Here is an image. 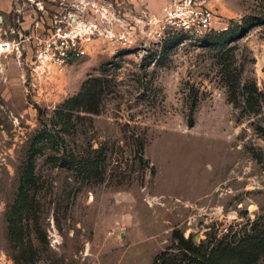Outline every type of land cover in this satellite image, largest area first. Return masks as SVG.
<instances>
[{"label":"rangeland","instance_id":"1","mask_svg":"<svg viewBox=\"0 0 264 264\" xmlns=\"http://www.w3.org/2000/svg\"><path fill=\"white\" fill-rule=\"evenodd\" d=\"M0 1L31 37L0 56V264H176L181 236L264 264V0H210L206 39L165 0ZM59 21L85 53L36 68Z\"/></svg>","mask_w":264,"mask_h":264},{"label":"built area","instance_id":"2","mask_svg":"<svg viewBox=\"0 0 264 264\" xmlns=\"http://www.w3.org/2000/svg\"><path fill=\"white\" fill-rule=\"evenodd\" d=\"M163 14L166 22V31H173L172 35H191L202 39L212 30L215 16L209 7L210 0H165ZM63 0H60V5ZM42 10V7L39 8ZM65 19V17L63 16ZM70 20V19H69ZM38 24V23H37ZM71 24L65 21L55 23L52 31L43 43H38L35 55L36 68L45 71L48 65L63 66L71 58L84 55L85 51L80 46L81 40L77 35H71L65 28ZM7 31L0 29V56L14 55L21 58L22 51L27 47L30 36L25 33L23 37L16 39L13 35H20L15 25H9ZM89 41V37L85 38ZM24 44V45H23Z\"/></svg>","mask_w":264,"mask_h":264},{"label":"trees","instance_id":"3","mask_svg":"<svg viewBox=\"0 0 264 264\" xmlns=\"http://www.w3.org/2000/svg\"><path fill=\"white\" fill-rule=\"evenodd\" d=\"M206 38L207 37H205V39ZM105 82L107 81L102 82V80L98 78L90 79L84 82L82 86V92L78 96L79 105L82 108L83 112L92 115H98L100 113V97L103 94L104 89L106 88V85L104 84ZM248 101L249 98L247 99V102ZM24 200L26 201V199ZM178 242L179 246L182 249L184 258H186L187 261L179 260L177 258V261L179 262L176 264H237V261L235 260L236 258L232 254L234 248H227L228 252L227 254H225V256L215 257L212 252L207 253V251H205L204 253H200L199 248L195 247L189 239H183L182 236L178 238ZM24 252H26L25 249ZM167 260L168 259H165L163 263L165 264L166 262V264H169Z\"/></svg>","mask_w":264,"mask_h":264},{"label":"crops","instance_id":"4","mask_svg":"<svg viewBox=\"0 0 264 264\" xmlns=\"http://www.w3.org/2000/svg\"><path fill=\"white\" fill-rule=\"evenodd\" d=\"M0 3H1V1H0ZM1 17H2V20H1L0 29L2 30L1 26H2V24H3V22H4V20L7 19V18L9 17V15H8V11H7V14L5 15V17H4V16H1Z\"/></svg>","mask_w":264,"mask_h":264},{"label":"water","instance_id":"5","mask_svg":"<svg viewBox=\"0 0 264 264\" xmlns=\"http://www.w3.org/2000/svg\"><path fill=\"white\" fill-rule=\"evenodd\" d=\"M1 20H2V17L0 16V22H1Z\"/></svg>","mask_w":264,"mask_h":264}]
</instances>
